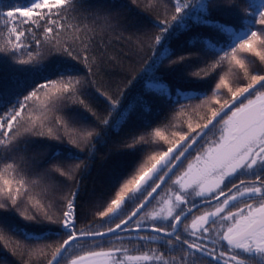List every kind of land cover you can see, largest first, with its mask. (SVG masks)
Listing matches in <instances>:
<instances>
[{
    "label": "snow or ice",
    "instance_id": "snow-or-ice-1",
    "mask_svg": "<svg viewBox=\"0 0 264 264\" xmlns=\"http://www.w3.org/2000/svg\"><path fill=\"white\" fill-rule=\"evenodd\" d=\"M168 4L170 18L148 36L149 60L113 94L94 79L110 62L96 26L115 31L127 9L147 19L152 0H0V61L33 77L7 92L0 84V239L6 232L27 247L55 236L48 264H264V0ZM145 75L143 95L125 105ZM146 97L168 112L138 131L129 121L137 108L152 115ZM169 128L179 129L174 141ZM110 133L118 158L170 146L130 178L119 160L108 176L114 196L82 211L78 176ZM38 144L46 151L30 155Z\"/></svg>",
    "mask_w": 264,
    "mask_h": 264
},
{
    "label": "trees",
    "instance_id": "trees-1",
    "mask_svg": "<svg viewBox=\"0 0 264 264\" xmlns=\"http://www.w3.org/2000/svg\"><path fill=\"white\" fill-rule=\"evenodd\" d=\"M4 2L7 3L8 0H4ZM13 2H16V0H13ZM19 2L26 3L27 0H19ZM114 2H119V0H89V4L93 7L98 4H111ZM152 3L154 7L150 11L144 13L147 19H143L135 14L129 15L130 9H127L123 10L122 19H124V24L116 28L115 31L104 29L102 23L96 26V31L103 34L104 47L106 48L105 59L106 61H110L105 62L99 68L98 75L94 77L97 86L101 87L103 90L113 94L118 93V90L122 89L129 79L141 73L145 62L149 60L152 53L149 48L150 40L148 36L157 31L154 27V22L166 16L170 18L171 14L168 0H152ZM74 15L75 14L70 13V16ZM218 15H220L222 19L225 18L222 14ZM149 20L153 21V23H149ZM70 22L78 23L82 21L70 20ZM129 23L133 26L125 30V27ZM89 26H91V22H89ZM71 36L72 34L69 33L66 36H62L61 39H70ZM184 38L185 37L181 36L179 41H174L173 46L182 42ZM16 69L17 66L13 65L10 61H0V84L3 85L6 92L14 90L16 81H26L33 78L31 73L20 72ZM147 78L146 75L138 78L134 86L126 92L124 100L125 105L134 101L137 96L143 95V82ZM146 99L153 103L152 115L142 116L139 108H137V111L130 117L129 123L138 125V131L143 130L142 121L144 119L152 120V127L159 126L168 112L167 107L162 106L159 101L152 97H146ZM196 103H198V101H192L193 105ZM93 106L101 115H107L106 105L102 100L93 102ZM201 113H203L204 118H207L208 113L206 108L199 110L200 116ZM200 122L202 123L203 120ZM86 123L91 125L92 121L89 120ZM178 130V128L162 129V131H165V135L168 136L169 140L173 141L175 138L171 133ZM184 130L186 131V127ZM127 131L128 126H125L121 135ZM106 139L108 141L106 144L101 143L97 145L95 156L94 159L90 161L89 169L78 176L81 181L82 199L80 203L82 205V211L95 205L100 200L101 195H104L106 199L114 196L116 189H108V176L113 168L116 167L119 160H123L124 164L127 166L126 176L130 178L133 169L151 163V161L148 160L149 156L159 151L166 150V148L170 146L160 142L161 146L142 149L135 157L118 158L114 154H110V150L113 148L114 141L117 137L115 134L110 133L109 137ZM46 148V144L35 145L29 154L31 155L33 152L43 153L46 151ZM83 158L82 156L81 159ZM34 191L40 192L42 191V187L37 186ZM66 191L65 189L64 191H52L46 194L49 197H61ZM95 210V208H92V211ZM2 236L3 238L0 239V257H3V259L0 260V264H47L52 258L55 248L61 242L53 236L50 240L40 241L38 243L32 242L26 247L23 240H20L17 245L16 241L18 238H13L6 232L3 233ZM13 249H15V255L12 254Z\"/></svg>",
    "mask_w": 264,
    "mask_h": 264
},
{
    "label": "flooded vegetation",
    "instance_id": "flooded-vegetation-1",
    "mask_svg": "<svg viewBox=\"0 0 264 264\" xmlns=\"http://www.w3.org/2000/svg\"><path fill=\"white\" fill-rule=\"evenodd\" d=\"M191 157H189V159H190ZM186 163V162H185ZM199 213H194V215H198ZM191 219V217L189 218V220ZM132 254H136V253H132ZM61 264H67V261H66V259L65 260H62L61 261Z\"/></svg>",
    "mask_w": 264,
    "mask_h": 264
},
{
    "label": "rangeland",
    "instance_id": "rangeland-1",
    "mask_svg": "<svg viewBox=\"0 0 264 264\" xmlns=\"http://www.w3.org/2000/svg\"><path fill=\"white\" fill-rule=\"evenodd\" d=\"M201 116H203V113H201ZM195 121V120H194ZM195 123V122H194Z\"/></svg>",
    "mask_w": 264,
    "mask_h": 264
},
{
    "label": "water",
    "instance_id": "water-1",
    "mask_svg": "<svg viewBox=\"0 0 264 264\" xmlns=\"http://www.w3.org/2000/svg\"><path fill=\"white\" fill-rule=\"evenodd\" d=\"M48 264V263H47Z\"/></svg>",
    "mask_w": 264,
    "mask_h": 264
}]
</instances>
